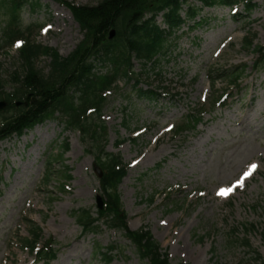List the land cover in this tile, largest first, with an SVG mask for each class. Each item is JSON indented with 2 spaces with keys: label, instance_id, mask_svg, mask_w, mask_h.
Segmentation results:
<instances>
[{
  "label": "rangeland",
  "instance_id": "obj_1",
  "mask_svg": "<svg viewBox=\"0 0 264 264\" xmlns=\"http://www.w3.org/2000/svg\"><path fill=\"white\" fill-rule=\"evenodd\" d=\"M67 1L84 7L101 0ZM247 1L256 7L205 9L202 25L183 27L160 67L139 76L159 100L141 99L125 80L106 94L104 148L128 166L119 187L128 226L149 230L171 264H264V69L255 71L257 56L243 43L256 36L255 44L264 45V0ZM38 2L23 11V28L46 26L36 29V40L69 57L84 38L80 26L57 0ZM51 61L41 58L39 70L47 74ZM22 67L17 48L1 52L0 85L10 91ZM239 67L246 75L235 88L217 76ZM134 70L142 73L140 62ZM222 95L228 99L219 106ZM209 111L195 130L180 132L186 117ZM65 128L59 118L0 144V264H35L23 246L32 229L27 221L58 244L51 264H149L121 231L104 225L97 235L83 234L74 212L102 206L99 177L90 138ZM65 140L69 150L51 171L65 166L73 178L60 193L62 181L46 178ZM111 247L113 261L106 263L102 254Z\"/></svg>",
  "mask_w": 264,
  "mask_h": 264
},
{
  "label": "trees",
  "instance_id": "obj_2",
  "mask_svg": "<svg viewBox=\"0 0 264 264\" xmlns=\"http://www.w3.org/2000/svg\"><path fill=\"white\" fill-rule=\"evenodd\" d=\"M66 3L64 0H59ZM203 7L198 8L188 0H101L97 5L84 7L68 6L73 11L84 34V40L73 54L62 58L58 52L43 48L31 39L30 27L22 28L19 14L31 0H0V17L4 21L0 50L21 42L20 59L24 62L23 71L12 79L13 91L0 85V101H6L7 109L0 112V141L13 135H22L26 130L47 120L61 118L68 130L79 131L85 141L92 143L88 153L95 158L103 176L99 180L104 208L97 210V217L91 211H75L77 223L87 233L97 232L102 226L111 230L123 231L136 248L142 260L149 264H171L169 255L163 252L149 230L131 231L128 227L127 214L123 210L119 186L127 175V166L119 155L105 151L106 130L101 121L102 111L107 99L102 94L112 91L120 80L130 82L141 80L136 76L155 71L166 59L173 45L172 37L189 22L196 21L204 8L232 7L240 0H196ZM38 6V3H36ZM33 7V6H31ZM255 5H249L253 9ZM187 8V9H186ZM162 15L166 28L157 24ZM195 22V26H200ZM111 30L116 31L110 40ZM256 36L244 38V48L258 55L255 66L264 68V46L255 45ZM51 57L50 70L47 74L38 68L41 57ZM140 62L143 71L136 74L133 61ZM105 68L101 74L99 68ZM151 67L150 70L147 68ZM1 70V69H0ZM245 67L218 71V78H226L229 85H237L245 74ZM139 96L156 99L157 94L139 91ZM93 110L90 115L88 112ZM188 120V119H187ZM198 118L193 117L180 131L196 126ZM69 150L65 143L64 153ZM64 153L53 157L50 166L63 162ZM64 171L48 173V180L58 179L61 193H65L64 182L72 180L69 168ZM57 174V176H56ZM152 202V201H151ZM33 228L32 238L24 241L34 252L41 240V229ZM264 242V240H263ZM115 248L103 253L105 262L113 261ZM40 260L53 261L56 252L52 249L41 251Z\"/></svg>",
  "mask_w": 264,
  "mask_h": 264
},
{
  "label": "water",
  "instance_id": "obj_3",
  "mask_svg": "<svg viewBox=\"0 0 264 264\" xmlns=\"http://www.w3.org/2000/svg\"><path fill=\"white\" fill-rule=\"evenodd\" d=\"M114 35H115V32H114V31H112V32H111V38H113V37H114ZM0 108H1V106H0ZM97 171H98V169H97Z\"/></svg>",
  "mask_w": 264,
  "mask_h": 264
},
{
  "label": "snow or ice",
  "instance_id": "obj_4",
  "mask_svg": "<svg viewBox=\"0 0 264 264\" xmlns=\"http://www.w3.org/2000/svg\"><path fill=\"white\" fill-rule=\"evenodd\" d=\"M255 167H256V165H255ZM245 178H247V176ZM221 194H223V193H221Z\"/></svg>",
  "mask_w": 264,
  "mask_h": 264
},
{
  "label": "bare ground",
  "instance_id": "obj_5",
  "mask_svg": "<svg viewBox=\"0 0 264 264\" xmlns=\"http://www.w3.org/2000/svg\"><path fill=\"white\" fill-rule=\"evenodd\" d=\"M69 257H70V255H69Z\"/></svg>",
  "mask_w": 264,
  "mask_h": 264
}]
</instances>
